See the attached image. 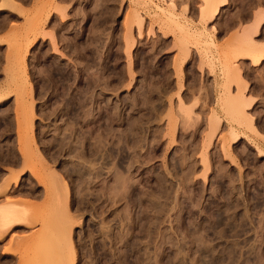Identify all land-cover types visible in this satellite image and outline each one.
<instances>
[{"label":"rangeland","instance_id":"1","mask_svg":"<svg viewBox=\"0 0 264 264\" xmlns=\"http://www.w3.org/2000/svg\"><path fill=\"white\" fill-rule=\"evenodd\" d=\"M4 1L0 264H264V0Z\"/></svg>","mask_w":264,"mask_h":264},{"label":"bare ground","instance_id":"2","mask_svg":"<svg viewBox=\"0 0 264 264\" xmlns=\"http://www.w3.org/2000/svg\"><path fill=\"white\" fill-rule=\"evenodd\" d=\"M14 1H16V0H5L4 2L8 3V5L11 4L10 6H12V4L14 5ZM0 11H4V10H0ZM5 25H4V27H5ZM2 28H1V30H2ZM259 32H260L259 30H256L255 31L256 37L258 36ZM246 56H247V58L244 56V60H245V58L248 59V60L252 59L254 61L255 65H261L264 62V48H256L255 47L251 52L247 53ZM245 119H246V121H245ZM243 120L246 123H248L249 121H251L250 119L248 120L247 117H244ZM236 138H237L236 141H235L236 143L242 139V138H239L238 136ZM84 142H88V141H84ZM84 142L82 143V150L80 149L81 151H77L72 156L73 158H75V159L78 160L77 161L78 163L77 164L73 163V164H71L69 166L70 169L69 168H65V169H66V174L68 173L69 176L71 175L72 177H77L79 183L90 185V183H92L91 182L92 177H94V175H95L94 169L91 168V163L94 160H96V158L98 156V153H94V154H91V155L88 154L89 153V147H87L88 145L86 143H84ZM102 145H104V143H102L101 146ZM83 151H85V152H83ZM106 155H107V152H106V148H105V150L103 151V153H101V156L99 154V156L102 157L101 159H103V161H104L103 164L106 161ZM92 164H94V163H92ZM86 175H87V177L85 178ZM17 177H16V179H17ZM54 178L56 179V181L59 180V182H61V185L63 184V186H64L63 188L66 191H69L68 189H70V186L67 184L68 182H64L63 178L61 176H59V175H55ZM55 179H54V181H55ZM56 184H57V182H56ZM6 191H7L6 189L0 190V194H2V193H5L6 194ZM11 203H13V202L8 203L9 205H7V206H4V205H3V207L0 206V239H3L4 238L3 236H5V233L7 234V232H9V231L12 232V231H14L17 228L22 227L23 224H25V225L28 224V221L26 220L27 217L24 216L22 210L20 209L21 206L20 205H17V204H11ZM234 247H235V245H234ZM213 249L214 248H211L210 250H208L209 251L208 252L207 251V248H206L205 251L211 254L214 251ZM74 252L75 253L77 252L76 249H75V251H73V253ZM75 253L73 255L74 256H77V255H75ZM231 253L233 254V252H231ZM234 253H235V251H234ZM74 256H73V259L78 258V257H75L74 258ZM176 260H178V259H176ZM211 260H212L211 261L212 262L211 264H219V261H218L217 258L213 257ZM76 261H78V260L76 259ZM201 262H200V264H201ZM235 262H236V260H235ZM207 263L204 262L203 264H207Z\"/></svg>","mask_w":264,"mask_h":264}]
</instances>
